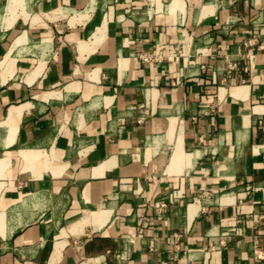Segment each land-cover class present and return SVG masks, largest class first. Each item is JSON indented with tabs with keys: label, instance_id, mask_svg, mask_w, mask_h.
Here are the masks:
<instances>
[{
	"label": "crops",
	"instance_id": "crops-1",
	"mask_svg": "<svg viewBox=\"0 0 264 264\" xmlns=\"http://www.w3.org/2000/svg\"><path fill=\"white\" fill-rule=\"evenodd\" d=\"M0 264H264V0H0Z\"/></svg>",
	"mask_w": 264,
	"mask_h": 264
},
{
	"label": "built area",
	"instance_id": "built-area-1",
	"mask_svg": "<svg viewBox=\"0 0 264 264\" xmlns=\"http://www.w3.org/2000/svg\"><path fill=\"white\" fill-rule=\"evenodd\" d=\"M183 55V50L179 47L175 48V49H171L168 50L166 48H161V49H156L153 51H148V52H144L142 53L141 59L149 64H156V63H160L163 60L167 59V58H173V59H179V57ZM144 117H141L139 120L142 121ZM180 197V194L178 193H172V195L169 197L168 201H159L156 203V207L159 209V211L164 212L167 211L170 206L178 200V198ZM257 244V241H255V245ZM254 252L256 253V256L261 258L262 255L260 253H258V251L255 249Z\"/></svg>",
	"mask_w": 264,
	"mask_h": 264
}]
</instances>
